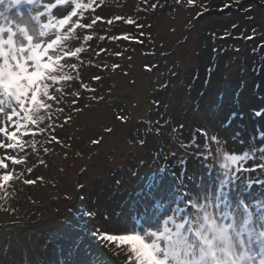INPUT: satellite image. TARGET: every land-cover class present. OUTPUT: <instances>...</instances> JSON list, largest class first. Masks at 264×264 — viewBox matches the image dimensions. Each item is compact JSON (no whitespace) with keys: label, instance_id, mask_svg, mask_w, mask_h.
<instances>
[{"label":"snow or ice","instance_id":"6c2138e0","mask_svg":"<svg viewBox=\"0 0 264 264\" xmlns=\"http://www.w3.org/2000/svg\"><path fill=\"white\" fill-rule=\"evenodd\" d=\"M210 2L139 0L134 14L105 17L98 13L109 10L106 0H0V201L7 204L8 189L14 195L19 184L55 186V176L47 181L43 174L29 177L40 167H51L48 158L53 155L70 158L84 140L75 135L78 117L101 104L107 126L103 132L94 128L86 137L88 144L99 148L106 136L119 131L132 158L129 173L137 180L133 192L117 204L119 211L102 210L104 202L92 199L90 182L74 183L63 199L71 201L75 194L89 207L59 222L56 241L37 245L0 233V264H17V250L20 264H264V96L247 107L257 118L251 126L244 122L245 106L235 95L227 105L210 99L209 107L201 108L197 101L196 112L202 116L193 117L195 130L186 142L170 135L166 150L160 142L165 130L175 134L185 127L179 114L167 112L164 96L178 69L175 62L165 64L166 75L159 61L147 59H155L156 52L143 51L137 72L130 54L136 49L127 46L147 42L154 47L157 36L146 20L158 13L169 21L167 33L157 34L163 49L165 36H174L178 28L195 31L214 10ZM233 5L248 27L232 39L257 40L251 51L264 54V15L258 25L249 15L264 10V0H228L215 10ZM183 13V23L177 24ZM117 23L134 31L97 34L98 24L107 25V33ZM231 28L240 29V24L233 22ZM208 34L217 39L214 30ZM229 35L225 29L218 38ZM93 40L117 43V50L93 49ZM119 41L127 43L120 46ZM232 50L241 51L238 45ZM161 56L166 59L167 54L162 51ZM85 69L96 71L85 79ZM252 70L257 75L264 71V60ZM212 71V66L206 70V86ZM117 76L124 78L123 92L111 84L105 91V82ZM141 78L148 79V88L137 86ZM199 96L205 98L206 91ZM33 155L36 162L27 166ZM150 160L159 167L142 176L140 170L149 168ZM86 171L80 169L81 174ZM127 183L114 180L118 189ZM0 210L15 212L4 204ZM90 222L95 223L89 227Z\"/></svg>","mask_w":264,"mask_h":264},{"label":"rangeland","instance_id":"374dc122","mask_svg":"<svg viewBox=\"0 0 264 264\" xmlns=\"http://www.w3.org/2000/svg\"><path fill=\"white\" fill-rule=\"evenodd\" d=\"M225 2H228V0H211L209 6L214 10L211 13L205 14L195 31L186 33L178 28L174 36H165L163 49L160 48L161 41L157 34L167 33L169 21L160 18L158 13L151 15L152 17H148L146 22L153 25L152 31L154 36H157L154 47H150L147 42L143 46H133L142 52L144 50L155 51V59L151 56L147 59L153 62L159 61L160 71L166 75L167 72L164 65L167 64L168 67H172V62H175L179 76L173 80L169 92L164 93V96L166 102L169 103L167 112L173 116L179 114L181 121L185 123V127L182 130H177L173 134L177 140L179 134L186 142L190 134L195 130L196 125L193 122V117L200 118L202 116V113L196 112L197 101H199L201 108L209 107L208 101L210 99L222 100L227 105L235 95L243 101L245 106L246 115L244 122L251 126L257 119L247 112V107L249 105H258L260 103L258 97L264 96V71H261L257 75L252 70L256 63L264 60V54L259 51L256 53L251 51L259 43L257 40L232 39V37L237 36L240 30L246 29L248 25L245 23L244 15L235 5L222 12L215 10L220 8ZM106 3L109 10L98 14L110 17L113 14H134L136 11L135 6L139 4V0H106ZM186 15L187 13H183L177 18L176 23L182 24L183 17ZM249 15L256 17L258 25L261 16L264 15V10L250 13ZM233 22L239 23L240 29L233 30L231 28ZM129 27L131 26L117 23L105 33L103 30L107 29L108 26L101 24L97 26L96 31L99 35L111 32H127V30L128 32L134 31L132 27ZM225 29L228 30L230 35L228 38L220 40L218 37L223 34ZM212 30L217 33V39L215 40L208 34ZM91 43L93 49L103 47L104 45V42L98 43L96 40H93ZM234 45H238L241 49L239 53L232 50V46ZM214 47L227 49V51L213 53L212 49ZM162 51L167 54L166 59L161 56ZM136 52L135 54H130L133 55L132 63L138 72L141 62L138 61ZM124 63L127 64L128 61L125 60ZM241 64H243V71L241 70ZM216 65H219V67H216ZM209 66H212L213 71L211 80L206 86L204 82L207 77L206 70ZM95 71V69H85V79H87L90 72ZM242 81L246 82V86L241 87ZM107 84H111L116 91L123 92L124 78L119 76L115 80L105 82V91H107ZM257 84H259V87H256ZM137 86L148 88V79H139ZM202 90L206 91L205 98L199 96ZM169 95L172 97L170 102L167 100ZM116 102L118 103L119 100L117 99ZM146 103L147 101L143 102V104ZM112 110L115 111V107ZM161 111H164V109L162 108ZM104 112L105 106L101 104L94 111L86 110L78 117V123L74 125V128L79 129V131H76L75 135L77 137H84L83 142L78 141V149L82 152L80 160L75 161L73 152L70 153V158L66 160V168L65 165H60L59 157L54 158L52 156L48 158L49 164L52 165L51 167H40L29 177L35 178L43 174L47 181L55 176L57 181L55 186L50 183L37 181L33 189H19L16 199H12L9 196L7 204L4 201H0V204H4L5 207L15 209L14 213L0 210V233L7 232L13 238L18 236L37 245L43 241H56L59 236V222L71 215L69 209L73 212L82 207L80 210H77V213L81 215L83 210L89 207L88 204L77 199L75 194L71 201L63 199L64 193L78 181L90 182L93 192L92 199L104 202V209L102 210H120L117 208V204H122L128 198L129 194L133 192L137 180L129 173L131 165L128 161L132 158L127 155L125 144L119 131H116L111 136H106L105 142L100 149L94 151V147L91 146L92 148H89L91 152L85 153V150H82L83 147L86 148V144L89 145L86 137L92 135L94 128L97 131L103 132V128L107 126ZM72 131L73 129H69V132ZM165 132L168 135L169 132L167 130ZM166 146L167 150L169 147L168 138L166 139ZM36 159L35 155L31 156L27 166L35 163ZM59 166H62L65 171L60 172ZM107 166L110 167L105 168ZM155 167H159V165L153 166L150 160L149 168L141 169L140 174L147 176ZM189 167H191V164ZM80 168H86L87 171L81 174L77 171ZM115 179H126L128 183L118 189L114 184ZM0 195H3V192H0ZM30 200H34L35 203L31 204ZM133 219L135 220V216ZM92 223L95 222H90L89 227L92 226ZM9 259L11 260L12 257L10 256ZM16 259L17 264H20L19 250L16 252Z\"/></svg>","mask_w":264,"mask_h":264},{"label":"trees","instance_id":"16d2710c","mask_svg":"<svg viewBox=\"0 0 264 264\" xmlns=\"http://www.w3.org/2000/svg\"><path fill=\"white\" fill-rule=\"evenodd\" d=\"M136 8H137V6H135ZM143 17H144V14L143 13H141V18L143 19ZM152 16H149V18H151ZM99 25H101V24H98V26ZM129 28H131V27H129ZM128 28V29H129ZM124 29H126V28H124ZM127 32H128V30H127ZM119 33H121V32H119ZM119 33H116V32H111V33H108V35H118ZM119 43V45L120 46H124L127 42H125V41H119L118 42ZM104 46H106V47H104ZM128 47H130V48H134L133 46V44H131V45H127ZM137 46H140V45H137ZM103 47L104 48H108V49H110V50H112V51H115V49H117V43H112V42H109V41H104V45H103ZM103 47H101V48H103ZM138 48H140V47H138ZM137 51V52H136ZM136 54L138 55V61H140L141 62V60L143 59L142 57H141V50H137L136 49ZM145 51V50H144ZM133 54H135V53H133ZM100 59H105V57L102 55L101 57H100ZM117 77H119V76H117ZM117 77H114L112 80H115ZM97 107V106H96ZM120 134V133H119ZM121 136V135H120ZM170 136V133H168V135H167V133L165 132V134L163 135V136H161V138L163 139V143H164V145H165V142H166V139L168 138ZM122 138V137H121ZM123 139V138H122ZM173 139V138H172ZM167 147V146H166ZM84 148V147H83ZM82 148V150H85V153L86 152H91L90 150H89V148H92L90 145H87L86 144V148H84L83 149ZM97 149H100V147L99 148H95L94 147V151L95 150H97ZM58 151H59V149H58ZM76 151H80L79 149H78V147H75L74 146V149H73V154H74V160L75 161H78V160H80V158H81V156L80 157H77V156H75V152ZM53 157L55 158V157H59L60 158V162H61V164L60 165H65L66 166V160H64L63 158H62V156H58V155H53ZM60 168L62 167V166H59ZM110 166H107V167H105V168H109ZM66 168H67V166H66ZM81 169V168H80ZM80 169L79 170H77V171H79L80 172ZM86 169V168H85ZM75 175V174H74ZM25 187V185H23L22 184V186L21 187H19V189H23ZM27 187V189H33V187H34V185H27L26 186ZM18 189V190H19ZM17 190V191H18ZM17 198V192H16V196L14 197V198H12V199H16ZM69 213L72 215H75L76 214V212L75 211H73L72 212V210L71 209H69Z\"/></svg>","mask_w":264,"mask_h":264}]
</instances>
